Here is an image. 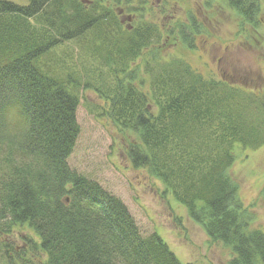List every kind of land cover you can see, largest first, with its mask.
Listing matches in <instances>:
<instances>
[{
  "label": "trees",
  "instance_id": "1",
  "mask_svg": "<svg viewBox=\"0 0 264 264\" xmlns=\"http://www.w3.org/2000/svg\"><path fill=\"white\" fill-rule=\"evenodd\" d=\"M223 1L257 24L262 0ZM147 6L0 0L1 226H29L45 255L39 264H191L158 233L144 235L122 200L68 166L80 132L77 90L85 86L105 100L121 130L135 133L127 150L132 165L159 179L207 237L230 249L229 264H264V231L249 227L229 173L237 151L264 145V94L162 54L164 34L191 48L203 25L189 16L187 24L161 29L145 16ZM67 41L81 50L68 57V75L56 76L49 55ZM85 55L107 67L109 83L83 77L76 65L82 68ZM5 251L8 264H18ZM20 260L30 264L25 255Z\"/></svg>",
  "mask_w": 264,
  "mask_h": 264
},
{
  "label": "rangeland",
  "instance_id": "2",
  "mask_svg": "<svg viewBox=\"0 0 264 264\" xmlns=\"http://www.w3.org/2000/svg\"><path fill=\"white\" fill-rule=\"evenodd\" d=\"M9 1L28 4V0ZM145 2L150 11L145 16L155 20L161 29L176 27L177 23L187 24L189 16L203 25L191 48L181 39L164 34L162 54L182 58L206 78L221 79L247 91L264 94V0L255 26L240 20L223 0ZM122 17L127 20V16ZM80 50L74 41L55 47L48 62L54 74L68 75V66H71L68 57L77 58ZM85 59L82 68L76 65L82 75L84 69L85 79L94 86L110 82L107 67L86 55ZM95 67H100L102 72L98 73ZM139 76L145 79V84L138 86L146 93L148 78L142 73ZM77 94L76 119L80 132L67 158L68 166L122 200L140 231L144 235L158 233L180 261L229 264L230 249L207 237L203 228L188 217L185 206L164 191L159 179L145 168L132 165L127 150L137 140L135 133L121 130L113 122L107 113V103L94 88L82 86ZM229 173L238 183L249 227L264 231V145L237 151ZM2 222L0 220V264H8L6 248L18 264H24L25 261L20 260L24 255L30 264L44 261L45 255L38 246L39 238L29 226L13 225L7 232V228L1 226Z\"/></svg>",
  "mask_w": 264,
  "mask_h": 264
}]
</instances>
